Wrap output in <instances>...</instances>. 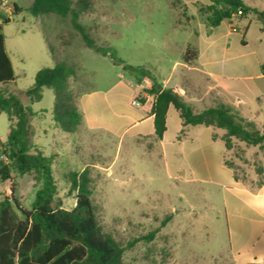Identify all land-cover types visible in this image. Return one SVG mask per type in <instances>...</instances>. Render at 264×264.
Segmentation results:
<instances>
[{"label": "rangeland", "instance_id": "obj_1", "mask_svg": "<svg viewBox=\"0 0 264 264\" xmlns=\"http://www.w3.org/2000/svg\"><path fill=\"white\" fill-rule=\"evenodd\" d=\"M31 1L0 0V11L10 18L2 25V32L15 75L12 83L0 84V87L22 99V92L33 83L36 71L53 65L44 36L57 51L60 48L61 57L75 58L83 64L86 80L76 76L69 83L75 97L88 87L108 85L114 79L113 74H107L108 59L85 47L68 19L54 14L37 18L30 15L27 8ZM166 1L92 0L94 11L83 14L80 22L91 29L97 44L110 47L126 64L135 65L154 58L162 44L165 33L162 25L168 18ZM101 12L107 13L105 18L111 17L105 30L94 23L95 16ZM90 22L92 25H86ZM257 32V25L253 23L247 34V51L252 50L246 57L250 73L255 70L253 54L261 57L264 52L263 46L252 39ZM251 83L255 85H251L248 95L257 90L264 91L263 81L253 79ZM78 104L80 107L81 101ZM251 104L256 106L253 98ZM27 105L36 113L30 123L32 142L45 156L53 157L51 171L56 186L55 200L61 208L72 209L74 192L68 190L66 175L87 168L98 223L125 247L122 264L229 263L223 252L226 226L220 194L215 186L169 177L154 144L147 139L119 143L118 137H109L101 129H86L85 122L90 119L87 109L92 111L96 122L110 115V111L102 110L101 106L87 103L86 112L80 107L85 119L80 133L56 129L59 135L53 152V125L56 123L51 113L52 90L44 88L41 99ZM8 124L7 115L0 112V140H5ZM125 126L123 120L114 124L117 131H123ZM92 135L103 141H95ZM225 160L235 167L237 176L248 183L250 177L254 178L251 182L255 183V168L264 167V147L234 141ZM40 187L41 182L34 172L20 175L12 170L8 180L0 181V201L15 199L22 209L29 210ZM198 187L203 188L204 195L194 194ZM166 215H170V219L161 225Z\"/></svg>", "mask_w": 264, "mask_h": 264}, {"label": "crops", "instance_id": "obj_2", "mask_svg": "<svg viewBox=\"0 0 264 264\" xmlns=\"http://www.w3.org/2000/svg\"><path fill=\"white\" fill-rule=\"evenodd\" d=\"M242 1L264 10V0ZM209 4V0H167L165 7L168 18L162 25L165 33L159 50L154 58L133 66H143L150 71L161 88H170L178 93L193 111L224 104L261 130L264 128V91L257 90L251 96L248 94H251V85H255L251 83L253 79L264 83V52L261 57L253 54L254 73L247 70L249 62L246 57L248 52L252 53V50L247 51V34L253 23L257 25L258 32L252 39L264 48V21L251 13L242 19L232 17L210 26L207 22L209 14L205 10ZM106 14L99 13L101 17L95 16L94 20L103 30L111 21V17H104ZM91 23L86 25L90 26ZM4 46L11 61L5 38ZM186 50L193 52V55L188 54L189 61L183 60ZM100 56L108 59L110 66L107 74H113L114 79L105 87L91 86L80 91L75 103L82 119L76 132L80 133L85 122L80 111L81 107L86 112L85 103L110 111L107 119L96 122L92 111L87 109L90 119L85 122V128L101 129L109 137H118L119 143H136L147 139L154 144L169 177L215 186L223 208L226 226L223 252L229 259L228 264H264V172L259 186L252 183L254 178L250 177L252 182L248 183L237 176L234 166L231 168L224 164L226 155L232 149L226 150L220 139L224 130L202 125L183 126L178 111L171 105L165 116V131L161 139H157L150 114L153 98L142 92V89L150 87V80H137L134 74L122 70L107 56ZM77 62L76 76L85 81L84 66ZM139 93L144 98L143 103L135 98ZM252 98L256 106L251 104ZM134 99L139 105L131 104ZM119 120L126 122L123 131H117L114 127ZM56 129L59 128L55 124L53 152L56 151V138L59 135ZM79 136L84 137L82 134ZM92 136L95 141H103L99 136ZM255 177L254 182L256 174ZM198 188L194 194L204 195L203 188Z\"/></svg>", "mask_w": 264, "mask_h": 264}, {"label": "trees", "instance_id": "obj_3", "mask_svg": "<svg viewBox=\"0 0 264 264\" xmlns=\"http://www.w3.org/2000/svg\"><path fill=\"white\" fill-rule=\"evenodd\" d=\"M209 1L205 10L209 14L207 22L210 26L232 17L242 19L251 13L264 21V10L248 6L242 0ZM13 8L17 12L15 4ZM27 10L35 18L54 14L68 19L85 47L107 56L122 70L134 74L137 80L148 78L151 85L142 92L153 98L150 114L157 139H161L165 131V116L171 105L178 111L183 126L202 125L224 130L220 139L226 150L233 147V140L246 146L264 147V128L258 129L230 106L217 104L195 112L178 93L170 88H161L143 66L126 64L110 47L97 44L91 29L80 22L83 14L94 11L92 0H32ZM9 21L10 18L0 11V84H10L15 79L1 31L2 25ZM44 40L53 65L36 71L33 83L22 92V99L0 87V112L7 115L9 122L7 136L5 140H0V155L5 157L0 159V181L8 180L14 170L20 175L34 172L41 182L29 210L22 209L15 199L0 201V264H122L125 247L98 223L91 200L89 170L83 168L66 175L68 190L74 192L75 203L72 209H63L54 198L53 157L45 156L32 142L30 123L36 113L27 103L39 101L44 88L53 92L52 118L61 131L76 132L82 119L69 85L70 79L76 77L77 61L61 57L45 36ZM189 53L193 55L186 50L184 61L190 60ZM135 98L140 103L144 102L140 93ZM224 164L233 168L227 160ZM263 172L264 167L255 168L257 186L261 183ZM234 177L237 179L236 175ZM169 219L170 215H166L161 225Z\"/></svg>", "mask_w": 264, "mask_h": 264}, {"label": "built area", "instance_id": "obj_4", "mask_svg": "<svg viewBox=\"0 0 264 264\" xmlns=\"http://www.w3.org/2000/svg\"><path fill=\"white\" fill-rule=\"evenodd\" d=\"M233 31H234V29H233ZM131 104H133V105H139V102L135 99V100H133V101L131 102ZM0 159H1V160H4L5 157H4L3 155H0Z\"/></svg>", "mask_w": 264, "mask_h": 264}]
</instances>
